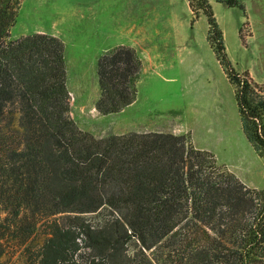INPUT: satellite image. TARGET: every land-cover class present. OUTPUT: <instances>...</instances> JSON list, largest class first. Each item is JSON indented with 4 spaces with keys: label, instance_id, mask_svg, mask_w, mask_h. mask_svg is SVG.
Returning a JSON list of instances; mask_svg holds the SVG:
<instances>
[{
    "label": "trees",
    "instance_id": "obj_1",
    "mask_svg": "<svg viewBox=\"0 0 264 264\" xmlns=\"http://www.w3.org/2000/svg\"><path fill=\"white\" fill-rule=\"evenodd\" d=\"M205 39L232 86L239 124L264 166V83L228 57L208 0ZM19 0H0V259L44 227L31 264H264V187L241 181L188 133L96 137L68 114L63 42L9 38ZM141 59L116 44L97 55L95 108L136 96ZM100 216L91 219L85 212Z\"/></svg>",
    "mask_w": 264,
    "mask_h": 264
},
{
    "label": "rangeland",
    "instance_id": "obj_2",
    "mask_svg": "<svg viewBox=\"0 0 264 264\" xmlns=\"http://www.w3.org/2000/svg\"><path fill=\"white\" fill-rule=\"evenodd\" d=\"M208 1L235 68L263 84L264 0ZM144 3L19 0L8 37L45 32L60 38L68 114L82 130L96 137L144 130L188 133L194 146L211 151L245 184L264 187L262 160L241 131L232 86L205 39V16L199 13L191 20L186 0H151L152 34L134 35L148 22ZM119 43L132 46L141 59L136 96L121 110L101 113L95 108V60ZM83 216L100 215L91 211ZM43 230L39 225L18 248L5 245L0 264L36 262Z\"/></svg>",
    "mask_w": 264,
    "mask_h": 264
},
{
    "label": "crops",
    "instance_id": "obj_3",
    "mask_svg": "<svg viewBox=\"0 0 264 264\" xmlns=\"http://www.w3.org/2000/svg\"><path fill=\"white\" fill-rule=\"evenodd\" d=\"M144 1V5L146 8V12H145V18L146 20H148V22H145L144 26H140V28H138L137 30L134 31V35H144V36H148L150 37V35L152 34V27H153V23H152V16H151V0H149V2H147V0H141ZM187 2V0H186ZM188 5V2H187ZM148 7V10H147ZM189 8V6H188ZM190 10V9H189ZM134 28L132 26L129 27V31L132 32ZM165 33V32H164ZM167 33V32H166ZM121 44V43H119Z\"/></svg>",
    "mask_w": 264,
    "mask_h": 264
}]
</instances>
